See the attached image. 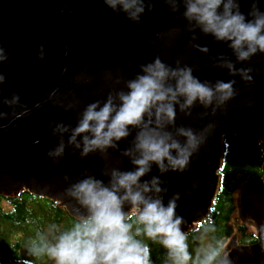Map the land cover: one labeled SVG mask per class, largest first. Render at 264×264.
I'll return each instance as SVG.
<instances>
[{"label": "water", "instance_id": "95a60500", "mask_svg": "<svg viewBox=\"0 0 264 264\" xmlns=\"http://www.w3.org/2000/svg\"><path fill=\"white\" fill-rule=\"evenodd\" d=\"M151 2L152 9L146 7L137 23L114 12L105 0H0V49L5 51L0 54L7 56L0 61V75L5 77L0 83L1 196L28 191L57 202L77 219L83 209L68 194L73 184L86 176L107 183L104 172L132 170L122 152L131 146L135 129L106 154L97 151L82 158L71 146L59 157L48 153L59 143V134L53 135L58 124L75 127L88 104L124 88L141 65L156 57L172 67H191L202 82L235 81L233 97L222 105L196 104L191 115L177 108L176 127L191 128L201 137L185 169L161 174L153 165L142 178L158 176L164 181L165 204L179 193L176 213L185 220L182 231L193 229L209 212L219 185L223 137L237 134L251 144L264 143V53L237 62L227 44L213 36L197 29L193 40L183 5L173 12L167 0ZM239 3L246 16L253 5L264 12V0ZM220 57L230 59L236 69H251L252 79L229 75ZM14 94L18 102L5 103ZM241 191V210L257 216L258 237L235 247L227 257L231 264H264V178ZM133 210L125 205L124 211ZM226 248L227 252L230 243Z\"/></svg>", "mask_w": 264, "mask_h": 264}, {"label": "clouds", "instance_id": "9594fccd", "mask_svg": "<svg viewBox=\"0 0 264 264\" xmlns=\"http://www.w3.org/2000/svg\"><path fill=\"white\" fill-rule=\"evenodd\" d=\"M171 11L179 12L189 30L199 29L204 35H211L218 42H224L236 57L237 62L248 61L264 53V12L253 5L247 16L241 12L239 0H167ZM114 12H123L132 22H140L148 0H105ZM248 17H251L249 19ZM207 52V47H201ZM43 49V46H41ZM0 49V53H4ZM221 67L229 75H241L251 80V69H236L228 58L220 57ZM7 56L0 54V61ZM5 77L0 75V83ZM234 80L201 81L193 75L189 66L176 67L165 64L159 57L141 65L140 73L124 82V88L109 92L103 100L88 104L80 113L75 127L58 124L53 135L59 134V143L50 156H62L66 147L79 150L80 156L99 151L106 154L108 149H118L119 142L126 140L136 130L131 146L122 155L129 157L132 170L111 169L104 172L105 183L95 176H86L68 190L83 209L77 215V222L67 230L53 224L48 233L38 232L29 242L30 256L47 257L54 264H152L151 249L137 237L146 236L158 241L166 250L171 264H231L222 248L209 245L207 250L189 252L188 236L182 231L185 223L176 213L179 193L164 203L168 189L158 176H148L153 165L161 174L183 171L194 150L201 143V137L191 128L176 127L177 108L185 115L200 104L205 108L214 103L219 106L233 97ZM14 94L5 103L18 102ZM6 115V114H5ZM173 129V130H170ZM68 134L67 142L64 140ZM181 137L184 138L183 142ZM125 205L137 210L135 215L124 211ZM208 220L200 228L207 231ZM54 234L52 239L49 235Z\"/></svg>", "mask_w": 264, "mask_h": 264}, {"label": "trees", "instance_id": "16d2710c", "mask_svg": "<svg viewBox=\"0 0 264 264\" xmlns=\"http://www.w3.org/2000/svg\"><path fill=\"white\" fill-rule=\"evenodd\" d=\"M222 145L217 193L206 218L186 232L189 252L193 257L199 251L203 254L209 245L217 244L222 248L223 255V248L234 231L239 244L247 245L257 241L256 234L249 230L245 222L238 219L234 221V192L264 177V148L259 142L251 144L237 134L224 136ZM136 211L131 214L135 215ZM208 220H211L215 230L208 225L207 231L202 228L197 231ZM76 222L77 219L57 202L28 191L20 192L15 197L0 195V264H54L47 257L30 256L27 251L29 242L38 232L49 234V226L53 224L63 231ZM53 235H49V239ZM137 238L150 247L152 264H171L167 250L158 241L154 242L146 236Z\"/></svg>", "mask_w": 264, "mask_h": 264}, {"label": "flooded vegetation", "instance_id": "af4514ba", "mask_svg": "<svg viewBox=\"0 0 264 264\" xmlns=\"http://www.w3.org/2000/svg\"><path fill=\"white\" fill-rule=\"evenodd\" d=\"M263 148H264V146H262ZM262 178H264V177H262ZM261 178V179H262ZM255 184V183H254ZM252 185V184H251ZM245 186H247V185H245ZM245 186H243L242 187V189L245 187ZM241 188V187H240ZM241 189V190H242ZM238 192V191H237ZM237 192L235 193L234 192V200H235V202H236V207H235V209H234V212H233V218H234V220L235 219H238V220H240V221H242V222H245L246 223V225H248L249 226V224L247 223V222H253V225L255 226V234H256V236L258 237V223H257V220H256V215H255V213H250V214H244L243 212H242V210H241V205H240V196H241V193L238 195V197L236 198L235 197V194H237ZM242 192V191H241ZM247 221V222H246ZM253 232V231H252ZM228 241H230V248H229V250H227V252H226V249H228V248H226V245H227V242ZM227 242H226V244H225V246H224V248H223V255L224 254H226L227 256L229 255V253L235 248V247H237V246H240V245H243V244H239V243H237V241H236V236H235V231L232 233V235L228 238V240H227Z\"/></svg>", "mask_w": 264, "mask_h": 264}, {"label": "rangeland", "instance_id": "374dc122", "mask_svg": "<svg viewBox=\"0 0 264 264\" xmlns=\"http://www.w3.org/2000/svg\"><path fill=\"white\" fill-rule=\"evenodd\" d=\"M262 146H264V143H262ZM242 188V187H241ZM241 188L238 190V192H237V194L235 195L236 196V198L238 197V195L240 194V191H241ZM135 210V209H134ZM133 210V211H134ZM235 221V220H234ZM247 222V221H246ZM248 224H249V230L250 231H253V232H255V226L253 225V222H247ZM230 243V241H228L227 242V245ZM226 245V246H227ZM7 264H20V263H7Z\"/></svg>", "mask_w": 264, "mask_h": 264}]
</instances>
